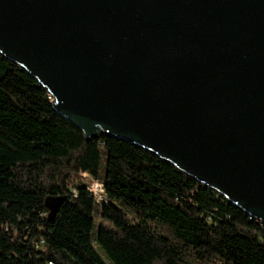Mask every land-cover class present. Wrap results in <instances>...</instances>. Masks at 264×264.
I'll use <instances>...</instances> for the list:
<instances>
[{
    "label": "water",
    "instance_id": "obj_1",
    "mask_svg": "<svg viewBox=\"0 0 264 264\" xmlns=\"http://www.w3.org/2000/svg\"><path fill=\"white\" fill-rule=\"evenodd\" d=\"M0 53L264 222V0H0Z\"/></svg>",
    "mask_w": 264,
    "mask_h": 264
},
{
    "label": "trees",
    "instance_id": "obj_2",
    "mask_svg": "<svg viewBox=\"0 0 264 264\" xmlns=\"http://www.w3.org/2000/svg\"><path fill=\"white\" fill-rule=\"evenodd\" d=\"M53 103L0 53V264H107L95 244L111 264H264V222L141 145L86 140Z\"/></svg>",
    "mask_w": 264,
    "mask_h": 264
},
{
    "label": "rangeland",
    "instance_id": "obj_3",
    "mask_svg": "<svg viewBox=\"0 0 264 264\" xmlns=\"http://www.w3.org/2000/svg\"><path fill=\"white\" fill-rule=\"evenodd\" d=\"M91 179H94L93 182H96V181H97L96 178H92L91 176H87V175H84V174H81V173H80V174H79V178L76 179V180H77V181L81 180V182H83V183L87 186L88 183H89L90 181H92ZM99 180H100V179H99ZM71 190L74 192L73 187H71ZM103 199H104V193L102 192V190H101L100 187H97L96 195H95V200H96L97 203H99V202L102 201ZM94 215H95L96 223L99 222V221H100V218H101V217H100L99 208H97V209L95 210ZM161 231H162V233H165V234L171 235V233H170L166 228H164V227L161 228ZM95 248H96V250L99 252V254H100V255L106 260V263H107V264H111V263L109 262V260H107V257H106V255H105V253L103 252V250H102L97 244H95ZM189 258L192 259L191 256H189ZM192 262H193L194 264H204V263H202V262L195 261V260H192ZM212 264H222V263L219 262V261H215V262L212 263Z\"/></svg>",
    "mask_w": 264,
    "mask_h": 264
},
{
    "label": "built area",
    "instance_id": "obj_4",
    "mask_svg": "<svg viewBox=\"0 0 264 264\" xmlns=\"http://www.w3.org/2000/svg\"><path fill=\"white\" fill-rule=\"evenodd\" d=\"M87 176H90L88 173H81ZM93 178V177H92ZM87 185L88 191L91 193V195L95 198L97 187H100L103 192V182L102 180L97 179L96 182H93L94 179H91ZM221 195V194H220ZM223 196V195H222ZM224 197V196H223ZM226 199V197H224Z\"/></svg>",
    "mask_w": 264,
    "mask_h": 264
}]
</instances>
